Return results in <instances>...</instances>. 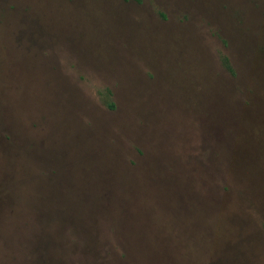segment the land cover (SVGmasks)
I'll return each instance as SVG.
<instances>
[{
	"label": "rangeland",
	"instance_id": "obj_1",
	"mask_svg": "<svg viewBox=\"0 0 264 264\" xmlns=\"http://www.w3.org/2000/svg\"><path fill=\"white\" fill-rule=\"evenodd\" d=\"M0 264H264V0H0Z\"/></svg>",
	"mask_w": 264,
	"mask_h": 264
},
{
	"label": "trees",
	"instance_id": "obj_2",
	"mask_svg": "<svg viewBox=\"0 0 264 264\" xmlns=\"http://www.w3.org/2000/svg\"><path fill=\"white\" fill-rule=\"evenodd\" d=\"M127 1V0H126ZM139 2L141 1V0H138ZM225 64L228 66V68L230 69V65H229V62H228V59L227 58H225ZM111 106L112 107H114V104L113 103H111Z\"/></svg>",
	"mask_w": 264,
	"mask_h": 264
}]
</instances>
